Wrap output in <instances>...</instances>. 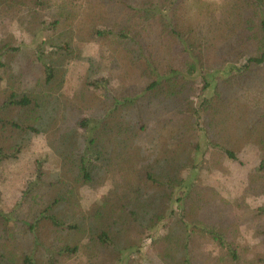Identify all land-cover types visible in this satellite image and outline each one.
I'll return each mask as SVG.
<instances>
[{
  "label": "rangeland",
  "instance_id": "obj_1",
  "mask_svg": "<svg viewBox=\"0 0 264 264\" xmlns=\"http://www.w3.org/2000/svg\"><path fill=\"white\" fill-rule=\"evenodd\" d=\"M14 1L13 9L0 7V148L6 156L0 163V264H23L24 257L33 264H167L159 237L178 202L177 194L164 198L158 182L177 179L193 166L200 185L213 187L226 204L249 194L248 210L233 209L230 216H248L236 236L247 260L261 254L250 252L259 247L261 232L251 214L264 205V182L251 172L263 153L242 129L218 134L216 140L236 152L238 162L211 151L207 143L218 135L212 127L207 131L210 115L199 109L212 95L211 86L201 92L197 79L185 90L198 111L193 118L180 104L143 102L142 107L139 102L144 117L139 129L136 122L130 124L139 107L117 105L122 92L138 91L145 81L140 72L147 65L137 45L118 39L114 48L129 55L119 60L111 46L85 40L88 28L81 17L71 26L53 28L55 9L66 0H51L50 13L35 0ZM190 1L217 15L218 7L232 0ZM77 2L102 21L110 20L97 11L99 0ZM219 40L224 43L223 37ZM45 67L53 71L49 83ZM22 98L27 106L12 105ZM82 120L84 128L79 127ZM242 120L245 125L247 117ZM119 125L135 134L117 138L111 126ZM82 153L89 169L84 181ZM160 215L163 220L151 226ZM201 245L209 258L196 264H222L221 252Z\"/></svg>",
  "mask_w": 264,
  "mask_h": 264
},
{
  "label": "trees",
  "instance_id": "obj_2",
  "mask_svg": "<svg viewBox=\"0 0 264 264\" xmlns=\"http://www.w3.org/2000/svg\"><path fill=\"white\" fill-rule=\"evenodd\" d=\"M35 2L39 9L51 12V0ZM0 7L13 9L17 4L14 0H0ZM196 7L199 6L193 5L190 0H99L97 11H104L110 16V20L104 22L84 10L77 0H66L56 7L52 25L53 28L71 26L81 17L88 28L86 41H98L111 46L114 51L118 39H126L137 45L147 65V69L140 72L145 81L138 91L131 89L122 92L119 97L121 104L115 103L122 108L133 105L139 107V102L142 107L143 102L146 105L180 104V108L193 114L190 117L193 118L198 111L184 95L185 90L197 79L202 80L201 92L211 86L212 95L205 97L199 106L200 110L210 115V128L207 131L213 129L215 134L221 135L233 134L242 129L246 135L254 138L263 158L251 173L264 182V0H232L219 6L217 15L216 10H208L209 7ZM221 31H226V34L219 35ZM221 37L224 43L219 40ZM116 53L122 60L125 54L119 50ZM215 72H219L218 76H215ZM52 73L50 67H45L47 83L52 80ZM207 77L210 78L208 81ZM94 87L98 86L95 84ZM11 103L18 107L29 104L27 98ZM141 110L139 107V114L130 123L136 122L139 129L144 118ZM177 112L180 113L179 110ZM245 117L247 123L243 125L242 119ZM85 122H79V127L84 128ZM121 125L115 126V129L111 126V134L117 138L125 133ZM10 126L24 129L16 124ZM130 131L126 129V137ZM208 135L205 136L210 139ZM217 137L219 135L216 138L213 135L211 142L207 143L211 151L221 153L228 161L238 162L237 153L219 146ZM5 157L0 148V163ZM195 169L193 166L177 179L162 177V181L165 178L166 182H158V185H164V198L172 199L177 194L178 202L177 207L170 210L174 217L164 224L165 231L162 238L159 237L161 244L165 245L161 249L165 263L196 264L207 261L209 256L202 253L205 252L201 245L203 243V246L211 244L216 252H221L219 261L222 264H244L245 261L249 264H256L257 261L264 264V205L252 210L251 214V221L260 225L261 232L257 239L259 247L250 252L261 254L254 259L250 256L251 259L247 260L246 253L243 254L246 251L241 248L236 236L239 223H243L248 216L239 215L238 212L234 213L238 215L236 218L230 215L233 209L248 210L245 197L249 194L243 192L226 204L213 187L206 185L204 188L200 185ZM79 172L83 181L89 179L83 153L79 158ZM194 179L196 181L193 183ZM162 217L150 219L153 221L151 226L160 223ZM0 219L4 220L2 216ZM48 219L54 225L57 224L53 217ZM101 237L105 238L103 235ZM23 264L33 263L24 257Z\"/></svg>",
  "mask_w": 264,
  "mask_h": 264
}]
</instances>
